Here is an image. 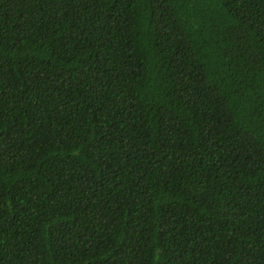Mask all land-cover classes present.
Segmentation results:
<instances>
[{
    "label": "trees",
    "instance_id": "obj_1",
    "mask_svg": "<svg viewBox=\"0 0 264 264\" xmlns=\"http://www.w3.org/2000/svg\"><path fill=\"white\" fill-rule=\"evenodd\" d=\"M0 264H264V0H0Z\"/></svg>",
    "mask_w": 264,
    "mask_h": 264
}]
</instances>
